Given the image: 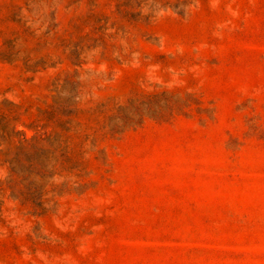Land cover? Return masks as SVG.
<instances>
[{"label": "rangeland", "instance_id": "rangeland-1", "mask_svg": "<svg viewBox=\"0 0 264 264\" xmlns=\"http://www.w3.org/2000/svg\"><path fill=\"white\" fill-rule=\"evenodd\" d=\"M0 264H264V0H0Z\"/></svg>", "mask_w": 264, "mask_h": 264}]
</instances>
